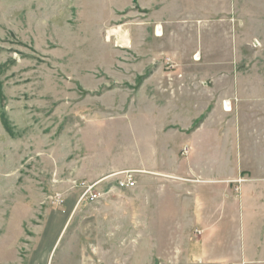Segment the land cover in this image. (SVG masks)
<instances>
[{"label": "rangeland", "instance_id": "1", "mask_svg": "<svg viewBox=\"0 0 264 264\" xmlns=\"http://www.w3.org/2000/svg\"><path fill=\"white\" fill-rule=\"evenodd\" d=\"M163 1L0 0V264H197L191 191L264 201V0Z\"/></svg>", "mask_w": 264, "mask_h": 264}, {"label": "crops", "instance_id": "2", "mask_svg": "<svg viewBox=\"0 0 264 264\" xmlns=\"http://www.w3.org/2000/svg\"><path fill=\"white\" fill-rule=\"evenodd\" d=\"M131 2L144 9L146 14H150L159 9V2L162 4L165 1L131 0ZM115 7L112 8L115 12L120 10ZM200 128L197 127L195 130ZM196 138L194 136L190 141L195 142ZM210 159V162L198 159L197 166L204 168L201 175L204 182H219L216 181L219 168L215 167L218 162ZM253 186L245 184L239 204H232L229 200L223 199L224 193L218 183H207L202 188L197 187L191 191L194 195L188 196L183 211L185 220L188 218L186 226L190 232H195L197 227L202 233L197 239L188 237L184 243L186 257L195 258L190 261L197 264H264V201L249 197L251 192L252 195L257 194V187ZM261 190L264 193V187Z\"/></svg>", "mask_w": 264, "mask_h": 264}, {"label": "built area", "instance_id": "3", "mask_svg": "<svg viewBox=\"0 0 264 264\" xmlns=\"http://www.w3.org/2000/svg\"><path fill=\"white\" fill-rule=\"evenodd\" d=\"M114 175H117L116 180H115V185L118 188H120V187H132V185H134L135 179L133 178V174L129 170L119 171V172L115 173ZM91 188H92V185L89 189H91Z\"/></svg>", "mask_w": 264, "mask_h": 264}, {"label": "bare ground", "instance_id": "4", "mask_svg": "<svg viewBox=\"0 0 264 264\" xmlns=\"http://www.w3.org/2000/svg\"><path fill=\"white\" fill-rule=\"evenodd\" d=\"M117 28V27H116ZM116 28H113L111 30H108L106 36L107 38L110 37L111 35H113L114 33H116L118 35V37L121 39V41L126 44V42L128 41V35H127V32H120L118 31V29ZM155 33H157L158 35L162 34L161 31H160V28L159 26L157 27ZM106 38V39H107ZM228 109V108H227Z\"/></svg>", "mask_w": 264, "mask_h": 264}, {"label": "trees", "instance_id": "5", "mask_svg": "<svg viewBox=\"0 0 264 264\" xmlns=\"http://www.w3.org/2000/svg\"><path fill=\"white\" fill-rule=\"evenodd\" d=\"M1 92V91H0Z\"/></svg>", "mask_w": 264, "mask_h": 264}]
</instances>
